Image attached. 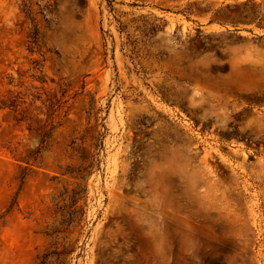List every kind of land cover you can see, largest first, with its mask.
<instances>
[{
    "label": "rangeland",
    "instance_id": "obj_1",
    "mask_svg": "<svg viewBox=\"0 0 264 264\" xmlns=\"http://www.w3.org/2000/svg\"><path fill=\"white\" fill-rule=\"evenodd\" d=\"M0 264H264V0H0Z\"/></svg>",
    "mask_w": 264,
    "mask_h": 264
}]
</instances>
